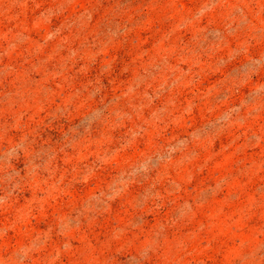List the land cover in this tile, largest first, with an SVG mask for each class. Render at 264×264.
<instances>
[{
	"label": "rangeland",
	"instance_id": "rangeland-1",
	"mask_svg": "<svg viewBox=\"0 0 264 264\" xmlns=\"http://www.w3.org/2000/svg\"><path fill=\"white\" fill-rule=\"evenodd\" d=\"M0 264H264V0H0Z\"/></svg>",
	"mask_w": 264,
	"mask_h": 264
}]
</instances>
